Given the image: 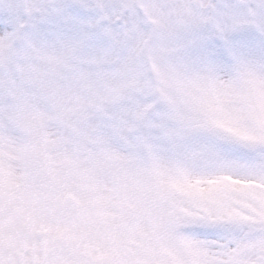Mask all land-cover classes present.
Here are the masks:
<instances>
[{"label": "snow or ice", "instance_id": "obj_1", "mask_svg": "<svg viewBox=\"0 0 264 264\" xmlns=\"http://www.w3.org/2000/svg\"><path fill=\"white\" fill-rule=\"evenodd\" d=\"M0 264H264V0H0Z\"/></svg>", "mask_w": 264, "mask_h": 264}]
</instances>
